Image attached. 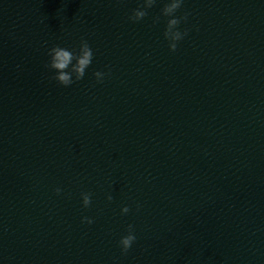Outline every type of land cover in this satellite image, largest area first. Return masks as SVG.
<instances>
[{"label": "water", "instance_id": "95a60500", "mask_svg": "<svg viewBox=\"0 0 264 264\" xmlns=\"http://www.w3.org/2000/svg\"><path fill=\"white\" fill-rule=\"evenodd\" d=\"M138 3L0 0V264H264V0H184L175 52Z\"/></svg>", "mask_w": 264, "mask_h": 264}, {"label": "clouds", "instance_id": "9594fccd", "mask_svg": "<svg viewBox=\"0 0 264 264\" xmlns=\"http://www.w3.org/2000/svg\"><path fill=\"white\" fill-rule=\"evenodd\" d=\"M157 0H139L138 6L132 9L128 19L132 22H139L148 15V9H151ZM184 0H164L163 7L161 9V15L167 17L164 38L169 41L168 47L171 51L175 52L178 46V42L184 39L188 34V29L181 30L179 27L182 22H186L189 16L188 12H184L182 15L177 16L176 13L182 8ZM160 16L154 17L153 22L158 23ZM49 60L45 67L50 70H55L53 79L63 86H69L75 81L83 79L86 69L90 66L93 59V50L90 47L86 39H81L78 51L75 49H68L61 47L60 45H53L48 49ZM75 61V63H73ZM70 69V70H69ZM110 74V73H107ZM93 75L96 77L97 82H102L106 73L102 71H95ZM57 194L61 192L60 188H56ZM82 203L85 208L91 204V193L82 192ZM107 199L111 201L113 197L111 194L107 196ZM130 211L129 206L125 205L121 208V212L126 214ZM82 222L88 224L93 223L92 218L82 217ZM127 234L121 236L119 245L123 254H127L132 244L136 240L134 232V225L129 224L127 226Z\"/></svg>", "mask_w": 264, "mask_h": 264}]
</instances>
